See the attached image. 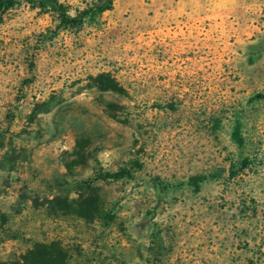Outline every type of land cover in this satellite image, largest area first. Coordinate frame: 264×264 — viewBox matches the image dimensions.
Here are the masks:
<instances>
[{
    "label": "rangeland",
    "instance_id": "1",
    "mask_svg": "<svg viewBox=\"0 0 264 264\" xmlns=\"http://www.w3.org/2000/svg\"><path fill=\"white\" fill-rule=\"evenodd\" d=\"M55 1L0 10V264H264V0Z\"/></svg>",
    "mask_w": 264,
    "mask_h": 264
},
{
    "label": "trees",
    "instance_id": "2",
    "mask_svg": "<svg viewBox=\"0 0 264 264\" xmlns=\"http://www.w3.org/2000/svg\"><path fill=\"white\" fill-rule=\"evenodd\" d=\"M36 5L43 7V6H49L57 14L58 21L63 26H73L76 24L81 23V20L83 18V13L80 12L73 17H70L67 15L63 7L60 4H57L55 0H36ZM8 0H0V10L7 9L9 7ZM255 47H259V44L255 45ZM264 47V46H263ZM264 49H259L256 52V55H260L263 52ZM237 131H234L233 136L236 138L235 140L237 142H240V140L236 137ZM123 176H127V173H114L112 175H106L105 178L107 179H119ZM80 202H68L65 199H59V198H52L45 200L43 204H45L46 208L59 214H73L81 219L84 220H90L92 218V212L94 210V200L86 197L84 199H80ZM91 212V213H90ZM30 256L33 258V261L38 264H52L50 262V259L46 255H42L40 253H37L36 251L31 252Z\"/></svg>",
    "mask_w": 264,
    "mask_h": 264
}]
</instances>
